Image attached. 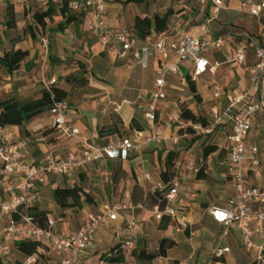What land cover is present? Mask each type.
Listing matches in <instances>:
<instances>
[{"label":"crops","instance_id":"1","mask_svg":"<svg viewBox=\"0 0 264 264\" xmlns=\"http://www.w3.org/2000/svg\"><path fill=\"white\" fill-rule=\"evenodd\" d=\"M106 2L109 26L136 37V19H153L155 16L167 18L166 30L163 32L182 27L192 36L201 38H215L234 30H247L259 36L261 27L264 26V14L260 20L242 14L238 0H224L225 8L221 9L216 22L207 26V30H204V27L209 18L211 1L206 4H201L200 0H145L140 4L126 3V0ZM55 10L53 21L46 19L47 27L43 30L45 35L40 37L36 33L37 37L34 39L29 33L26 34L23 28L27 19L34 21V18L28 16L20 6L13 5L10 0H0V56L11 50H22L28 54L20 69L12 74L7 72L5 65H0V101L12 98L21 103L37 101L42 98L47 83L55 78L54 87L67 92L65 99L69 103L68 125L79 130L78 135L69 138L59 134L53 127L49 111L23 126L10 127L18 138L28 140L30 155L40 158L44 153L51 152L65 159L69 153L80 151L86 140L104 147L118 138L131 136L136 130H149L144 118L145 101L136 105L131 103L138 100L141 90L153 88L155 62L152 61L147 68L150 70H147L131 57L126 60L116 59L112 52L102 48L89 30L90 15H84L82 24L71 22L64 32L50 33L52 27L64 21L60 9ZM152 30V33L156 32L154 24ZM12 34H15V37ZM42 38L48 39V48L43 47ZM216 56L219 57L216 60H224L222 53ZM247 59L249 63L254 61L251 50L247 52ZM116 62L124 65L116 66ZM86 63L90 65L88 70L93 69V73L82 76L79 73L80 67ZM183 67L187 69L191 66L184 64ZM228 68L224 66L215 76L208 74L196 82L203 80L205 84L212 86L213 81L219 83L225 79V86H228L229 91L225 92L221 88L224 94L239 95L241 89L250 85L246 69L243 66ZM227 70H230V78L224 76ZM183 75L181 71L180 77ZM170 78L175 80V83H170V87H186L188 84L181 83L179 78ZM212 94L209 100L202 102L200 110L190 107L192 111L196 108V114L206 118L210 125L214 121L216 110L221 111L227 104L224 100H215ZM159 107L164 118V109H174L172 106L168 108L164 103ZM106 130H115L116 133L100 135L101 131ZM227 135L225 124L216 128L209 145L217 146V150L205 158V163L204 150H201V158L187 155L194 145L199 147L200 142L192 143L185 152L179 151L181 145L173 148L170 142L169 147L153 145L142 155L132 153L126 161L90 163L70 178L50 176L42 186L36 207L38 210L49 212L48 216L57 222L61 231L69 232L83 225L91 211L98 210L105 203L121 202L126 194H130L135 210L120 212L116 222L98 233L96 248L89 258V264H139V253L143 251L149 255H158L162 240L172 242L173 246L167 250L165 256H156L151 264H264V248L260 251V239L255 237L251 247L246 245L235 226H232L225 236V227L214 222L208 213L212 207H227L235 195L229 172ZM246 141L248 146L255 145L259 148L261 162L260 175L252 177L251 182L264 188V115L258 117ZM169 151H177L176 164L182 161L183 170L201 163L204 167L202 171L205 177H197L186 185L182 197L183 209L186 212L194 210V213L189 216L192 225L183 226L180 231L176 222L169 218L159 222L151 214V207L157 202V196L151 189L160 179L163 180L161 171L165 167V158ZM220 167H225L228 172H218ZM106 169L112 172L110 184L101 176V172ZM1 170L0 161V172ZM148 173L151 175L150 181L144 177ZM74 186L90 193L95 204H83L77 212H73L74 209H61L55 203L54 190L58 187ZM0 199H5L1 187ZM140 205H144V208H139ZM132 217H136L140 228L137 248L128 259L123 258V262L110 263L109 253L119 241L116 231L125 228ZM3 227L4 224L0 223V230ZM218 248H229V251L222 257H216ZM117 255L120 254L115 253L112 256ZM12 259L19 264L25 257L17 251H12ZM58 261V256L51 254L44 264H58Z\"/></svg>","mask_w":264,"mask_h":264},{"label":"built area","instance_id":"2","mask_svg":"<svg viewBox=\"0 0 264 264\" xmlns=\"http://www.w3.org/2000/svg\"><path fill=\"white\" fill-rule=\"evenodd\" d=\"M211 1L209 18L204 30L219 17L225 8L224 0H200L201 4ZM240 11L244 15L260 20L264 14V0H238ZM20 6L24 12L33 17L35 14L47 12L51 8L66 6L78 15H90L89 30L97 38L98 43L106 51L114 54L118 60L129 57L143 69L155 62V77L151 90H141L139 98L131 105L145 101L144 118L149 126L147 131L136 130L126 138H118L107 146L100 147L88 140L80 151L69 153L67 158L47 152L40 158L30 155L28 140L18 138L10 127L0 124V187L5 199H0V264H17L12 259L13 242H32L38 245L36 253L26 257L19 264L46 263L51 254L59 258L58 264H89V258L96 248V236L104 228L116 222L120 212L135 210L130 194H126L121 202L105 203L98 210L89 213L85 223L76 229L63 232L57 222L47 216L45 226H41L37 218L31 214L40 199L42 186L50 176L70 178L74 173L90 163L108 160H129L132 153L142 155L153 145L173 148L181 145L187 137V128H193L198 134L212 135L216 128L225 124L228 130L229 172L235 195L227 207H212L208 213L214 222L225 227L224 235L235 226L242 234L244 243L252 246V240H261L260 251L264 248V188L252 184L251 178L261 173L259 148L248 146L246 138L253 129L259 116L264 115V26L257 36L247 30H234L215 38L192 36L182 27L173 28L170 32H154L145 40H139L131 33L114 29L107 20L108 6L106 0H10ZM42 45L48 48V39L42 38ZM252 51L254 61L248 62L247 52ZM222 53L223 61L214 59ZM211 56V59H210ZM190 64L188 74L180 77L181 67ZM236 68L243 66L248 74L249 86L241 89L239 95L224 94L219 83L213 81V98L217 101L226 96L227 104L216 110L213 123L203 126L186 120L178 112L176 104L167 102V91L170 77L179 78L181 83L196 82L206 75L215 76L222 67ZM53 78L46 85V91L53 99ZM185 101L181 97V102ZM161 103L175 110L166 120L161 114ZM189 110L190 107L188 108ZM69 103L66 99L55 101L49 111L52 115L53 127L61 135L72 137L79 130L68 125L67 113ZM184 130L182 135H172V131ZM171 136H168V134ZM182 161L175 164V171L168 182L159 180L152 186V193L157 202L151 207L153 218L159 222L165 218L176 222L178 230L183 226H191L190 213L183 209L186 185L195 180L203 170V164L192 165L185 170ZM263 171V165H262ZM107 184L112 182V172L108 169L101 172ZM145 179L150 181L148 173ZM139 208H144L140 205ZM119 238L114 253L124 259L133 255L140 238V228L136 217L128 221L127 226L116 231ZM229 248H218L215 256L222 257ZM261 259V254L259 256ZM212 264V263H209Z\"/></svg>","mask_w":264,"mask_h":264},{"label":"trees","instance_id":"3","mask_svg":"<svg viewBox=\"0 0 264 264\" xmlns=\"http://www.w3.org/2000/svg\"><path fill=\"white\" fill-rule=\"evenodd\" d=\"M145 0H126V3H135L140 4ZM60 15L64 18V21L60 24L55 25L50 29V33L56 34L58 32H64L67 26L74 22L76 24H82L84 22V15H78L71 12L66 6L61 8ZM56 14L55 8H51L47 12L41 14H35L33 16L34 21L37 27L45 30L47 27L46 19L53 21V15ZM166 22L167 18H161L160 16H155L153 19L145 18L140 19L137 18L135 21V30L137 33V38L139 40H145L149 37L153 30V24L155 26L156 32H163L166 30ZM28 33L32 38L36 39L37 35L34 29L30 26L28 27ZM27 52L22 50H11L4 53V55L0 56V65H5L8 73L12 74L18 69H20L22 62L27 57ZM190 83V82H188ZM191 89L193 94L200 100V96L197 93L196 87L192 84ZM53 93L56 95V98L53 99L51 94L48 91H44L42 98L28 103H21L16 99H6L0 101V124L4 127H12V126H23L31 122L36 117L44 114L45 112L50 111L53 108L54 102L63 100L67 96V92L63 89H59L57 87H53ZM181 116L186 120H191L194 123H200L203 126H208L209 122L206 118L202 116H198L194 111L184 109L181 112ZM115 130H106L101 131L100 135H113L115 134ZM192 144H190L191 146ZM217 150V146L208 145L204 149V158H207L211 153ZM178 159L177 151H169L165 158V167L161 171V177L163 181L168 182L172 177L175 171V164ZM203 171L198 175V179L204 178ZM53 197L55 203L63 210H79V206L83 204L92 205L95 204V201L90 193L84 191L79 186H74L72 188H56L53 193ZM83 207V206H82ZM81 207V208H82ZM31 214L37 218V221L41 226L46 225L47 216L49 212L38 210L37 207H33L30 210ZM173 246L172 242H168L166 240H162L160 243L159 254L160 256H165L167 254V250ZM38 245L32 242H18V244H13L11 246L12 251H17L21 253L25 258L32 256L36 253ZM117 246L111 249V252L114 253ZM158 255H149L145 252L141 251L138 255L139 264H151V261ZM110 263H121L123 262V257L120 255L111 256L108 258Z\"/></svg>","mask_w":264,"mask_h":264},{"label":"rangeland","instance_id":"4","mask_svg":"<svg viewBox=\"0 0 264 264\" xmlns=\"http://www.w3.org/2000/svg\"><path fill=\"white\" fill-rule=\"evenodd\" d=\"M215 22H212V23L214 24ZM24 24L25 25L23 26V28H24L26 34L28 33V27L31 26L34 29L35 33H38L40 35V37H43V35H45V32L41 28L35 26L36 23L33 20H28L27 19V22L24 23ZM12 36L15 37V34H12ZM216 55L214 56V59H218L219 58ZM210 59H211V56H210ZM123 65H124V63L116 62V66H123ZM89 66L90 65L88 63H86L85 65L81 66L80 67L81 70H80L79 73L82 76H84V75L86 76V75H89L90 73H93V69L88 70ZM228 69H234V68L229 67ZM147 70H150V69H147ZM181 71H182V73L184 75L188 74V69H186L183 66L181 67ZM224 74H223L224 76H227L228 78H230V70L225 71ZM90 75H92V74H90ZM169 81H170L171 84L175 83V80H173L172 78H170ZM192 84L196 87L197 93L200 96V100L198 98H196V96L193 94L192 89H191V85ZM219 84H220V87L225 92L229 91L228 86H225V79L220 80ZM204 85H205V87H204ZM206 85L207 84H205L204 81L201 80L200 82H190V83L187 84L186 87H179V88L169 87L168 91H167V94H168L169 98L166 101L176 104L178 109H179L178 112H180V113L184 109H187L188 107H196L198 110H200L202 108V102L204 100H209V98H210L209 96L213 92V86H211V85H207L206 86ZM198 86H199V88L201 90L198 88ZM203 87H204V89H203ZM181 97H184V99H185V101L183 103L181 102ZM223 100H224V102L226 101V103H227V98L226 97H224ZM195 109H194V112L196 113L197 110H195ZM174 110L175 109H173V110L167 109L165 111V109H164L162 111V112H164L166 120L174 112ZM185 131L187 132V137H185L183 139L181 146L178 148L179 151L185 152V151H187L190 148V144L195 143V142H200V146L198 147L197 144L194 145L187 152V155H190V154L191 155H196L195 156L196 158H201L202 157L201 150H204L210 144L212 135H209V136L200 135L195 130H193V128H187ZM171 133H172V135H176V134L182 135L184 133V130L178 132L177 129H175ZM171 133H170V135L168 134V136H171ZM198 148H199V151H198ZM203 162L204 163L206 162L205 158H204ZM198 163L199 162H197V164ZM206 169H207V163H206ZM218 172H228V170L225 167H220L218 169ZM82 206L83 205H80L78 209H81ZM73 212H77V210H73ZM16 244H18V242H16Z\"/></svg>","mask_w":264,"mask_h":264}]
</instances>
